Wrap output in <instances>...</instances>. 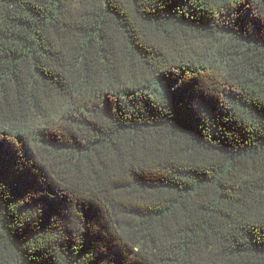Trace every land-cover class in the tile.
I'll use <instances>...</instances> for the list:
<instances>
[{
	"label": "trees",
	"instance_id": "obj_1",
	"mask_svg": "<svg viewBox=\"0 0 264 264\" xmlns=\"http://www.w3.org/2000/svg\"><path fill=\"white\" fill-rule=\"evenodd\" d=\"M0 264H264V0H0Z\"/></svg>",
	"mask_w": 264,
	"mask_h": 264
}]
</instances>
